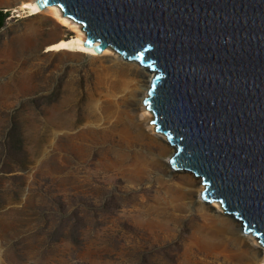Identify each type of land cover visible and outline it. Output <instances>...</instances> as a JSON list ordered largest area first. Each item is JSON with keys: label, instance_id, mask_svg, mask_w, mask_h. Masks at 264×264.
I'll use <instances>...</instances> for the list:
<instances>
[{"label": "rangeland", "instance_id": "obj_1", "mask_svg": "<svg viewBox=\"0 0 264 264\" xmlns=\"http://www.w3.org/2000/svg\"><path fill=\"white\" fill-rule=\"evenodd\" d=\"M21 1L0 0V264H245L252 236L216 231L163 163L131 103L142 76L110 47L48 50L75 32Z\"/></svg>", "mask_w": 264, "mask_h": 264}, {"label": "water", "instance_id": "obj_2", "mask_svg": "<svg viewBox=\"0 0 264 264\" xmlns=\"http://www.w3.org/2000/svg\"><path fill=\"white\" fill-rule=\"evenodd\" d=\"M153 70L144 103L201 196L264 247V0H36ZM9 12L10 9H3Z\"/></svg>", "mask_w": 264, "mask_h": 264}, {"label": "bare ground", "instance_id": "obj_3", "mask_svg": "<svg viewBox=\"0 0 264 264\" xmlns=\"http://www.w3.org/2000/svg\"><path fill=\"white\" fill-rule=\"evenodd\" d=\"M13 10L19 15H21V13H26V15H39L40 13L48 12L54 18V21L58 26L68 27L75 32L70 37L60 38L57 41L47 45L48 50L70 51V52L91 54V55L105 54L109 51L107 48V50L104 49L101 53H98L94 47H89L85 45V39L87 35L83 26L73 18L64 15L65 13L58 5H54V4L48 5L41 9L37 4L36 0H22L21 3L17 5V8H14ZM121 59L124 58L121 57ZM126 63H128V67L126 68L127 73L133 74L136 77L142 76V79L141 77L137 79L135 78L136 83L134 82L135 87L133 88V93H131L132 94L131 103L135 105L138 104L137 107L139 109V113L142 116L141 118H144L142 120H145L147 125L150 126L152 130L156 129V125H154L155 123L154 122L151 123V121L154 120L155 117L154 113L144 103V98L148 95V90L150 88V84L154 76V72L153 70L142 65L139 61L126 60ZM129 65H134L135 68L129 67ZM141 118H139L137 122H140L139 120H141ZM153 138L154 140L160 143L159 154L161 155V157H163L162 158L163 163L164 162L166 163V161L168 160V166L170 171L171 172L176 171L170 164V160L174 153L173 151H175V149L173 150L174 147L173 145H171L168 137L166 135L162 137L159 136L158 134H154ZM183 171L187 172L188 174L191 173L192 179L196 182V188H194L193 190L198 192L199 195L198 199L196 200L199 209L203 210L205 207H218L220 209L222 216H217V214L207 213V215H209L214 220V223L218 228L216 231H218L221 234L236 233L238 236H242V237L251 235L252 241L255 242L256 244L251 245L250 243L245 242L247 243L246 246L248 247L246 248V255L244 256L243 261L245 262V264H264V247L262 243H260L259 239L256 236H254L252 233H246L243 230V225L240 223V221H238L234 217L229 216L225 212L220 202L214 201L212 204L205 202L201 196V192L205 188V185H203L201 177H197L193 172L189 170L183 169ZM172 190L174 191V188ZM183 191H185L187 197H191L192 193L190 188H186V189L184 188ZM195 199L194 201L192 200V202H195Z\"/></svg>", "mask_w": 264, "mask_h": 264}, {"label": "trees", "instance_id": "obj_4", "mask_svg": "<svg viewBox=\"0 0 264 264\" xmlns=\"http://www.w3.org/2000/svg\"><path fill=\"white\" fill-rule=\"evenodd\" d=\"M9 12L5 13L3 9H0V26H3L6 18L9 17Z\"/></svg>", "mask_w": 264, "mask_h": 264}]
</instances>
